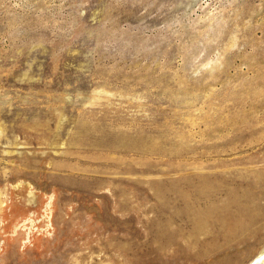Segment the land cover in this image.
<instances>
[{
    "label": "rangeland",
    "instance_id": "1",
    "mask_svg": "<svg viewBox=\"0 0 264 264\" xmlns=\"http://www.w3.org/2000/svg\"><path fill=\"white\" fill-rule=\"evenodd\" d=\"M263 250L264 0H0V264Z\"/></svg>",
    "mask_w": 264,
    "mask_h": 264
},
{
    "label": "bare ground",
    "instance_id": "2",
    "mask_svg": "<svg viewBox=\"0 0 264 264\" xmlns=\"http://www.w3.org/2000/svg\"><path fill=\"white\" fill-rule=\"evenodd\" d=\"M220 188V187H219ZM206 195V194H205ZM215 195V193H214ZM244 195V194H243ZM183 196V195H182ZM212 196V195H210ZM190 197V196H189ZM202 197V196H201ZM204 197V196H203ZM169 199V197H167ZM188 198V197H187ZM194 198V197H193ZM249 198V197H248ZM190 199V198H189ZM200 200V199H199ZM165 201V200H164ZM166 201L168 202V200L166 199ZM205 201V200H204ZM163 202V201H162ZM167 204V203H166ZM169 206V205H168ZM200 206V205H199ZM205 207V206H203ZM201 208V207H200ZM246 208V207H245ZM244 209V208H243ZM248 209V208H247ZM211 210V209H210ZM217 210V209H216ZM222 211V210H221ZM218 212V211H217ZM250 212V211H249ZM213 213V212H212ZM246 213V212H245ZM245 215V214H243ZM259 215V214H258ZM195 216V215H194ZM250 216V215H249ZM190 217V216H189ZM248 217V216H247ZM191 220V219H190ZM196 220V219H195ZM249 220V219H248ZM191 222V221H189ZM245 224V223H244ZM195 226V225H194ZM256 261V262H255ZM253 262H255L256 264H264V250L261 251L256 257H254L248 264H252Z\"/></svg>",
    "mask_w": 264,
    "mask_h": 264
},
{
    "label": "water",
    "instance_id": "3",
    "mask_svg": "<svg viewBox=\"0 0 264 264\" xmlns=\"http://www.w3.org/2000/svg\"><path fill=\"white\" fill-rule=\"evenodd\" d=\"M256 262V261H255ZM255 262H253L252 264H256Z\"/></svg>",
    "mask_w": 264,
    "mask_h": 264
}]
</instances>
